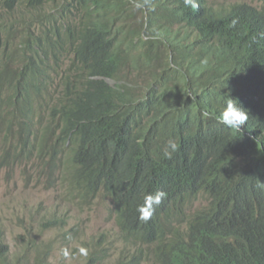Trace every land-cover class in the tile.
Here are the masks:
<instances>
[{
  "label": "trees",
  "instance_id": "16d2710c",
  "mask_svg": "<svg viewBox=\"0 0 264 264\" xmlns=\"http://www.w3.org/2000/svg\"><path fill=\"white\" fill-rule=\"evenodd\" d=\"M1 2L11 22L0 46L3 58L15 61L3 63L0 80L6 98H0V166L29 165L38 148L48 165L37 176L61 183L60 201L90 204L107 196L117 223L132 234L141 229L135 214L151 192L166 193L155 213L165 222L186 221L187 205L204 201L189 222L223 237L235 264H264V14L245 3L213 9L205 0H196L197 9L183 0L142 8L136 0ZM21 8L35 13L23 37L15 14ZM153 9L176 18L164 28L166 40L175 25H184L187 43L178 52L163 56V40L140 34ZM65 19L80 43L71 40ZM62 59L67 62L54 67ZM126 71L147 78L137 96L129 89L136 82H123ZM227 95L249 114L241 132L217 123ZM54 129L60 151L48 157ZM170 140L178 148L168 159ZM162 231L160 225L150 230ZM7 252L0 228V264ZM169 254L180 262V245Z\"/></svg>",
  "mask_w": 264,
  "mask_h": 264
},
{
  "label": "clouds",
  "instance_id": "9594fccd",
  "mask_svg": "<svg viewBox=\"0 0 264 264\" xmlns=\"http://www.w3.org/2000/svg\"><path fill=\"white\" fill-rule=\"evenodd\" d=\"M153 1L149 2V0H136L135 7L142 8ZM205 1L208 7L213 8L212 6H209L210 4L208 3V0ZM183 4L192 9H197L199 6L196 3V0H183ZM0 5H2L1 0ZM220 7L224 6H219L218 8ZM252 7L255 8L252 10L264 14V4L261 5L260 8H256L254 6ZM152 11L153 12L144 21L142 26L139 24L141 15H137L134 25L138 28L139 26L140 28L142 27V31L140 32L141 35L148 36L150 34H155L158 38L164 41L166 47L163 49V56H165L166 53L178 52L179 47L187 43L186 39H183L184 33H186L184 25H175L172 29L171 38L166 40L167 35L164 28L172 21L176 20V18L173 15L158 13L155 9ZM15 14L19 20V24L16 25V28H20L19 35L23 37L29 32L28 29H32L35 22V13L21 8ZM10 22L11 14H6L0 10V36L8 29ZM100 22H104L102 17L100 18ZM65 27H70L66 19L64 23V28ZM80 37L81 35L71 28V40H74L75 43L78 44L81 42ZM1 43L5 46L6 39L2 38ZM8 53H10V50H8ZM7 55L8 54H6L3 58V51L0 46V80L3 76V63L7 62L8 66L10 63H14L15 61L9 60V56ZM108 81L113 84V81ZM0 98L6 99L4 96H0ZM47 114L49 115V109L46 108L44 117H47ZM203 115L207 116L208 113L205 111ZM248 119L249 114L247 110H245L236 99L230 98L228 95L223 110L221 111L219 117L216 118L218 125L221 123L224 127L234 132H241L242 127L246 124ZM43 121L44 118H42L41 123ZM177 148V143L171 140L168 141L164 151L165 157L171 159L172 153L175 152ZM59 172L60 171L58 169L55 171V173L58 174ZM43 182L45 181L43 180ZM45 183L47 187L51 188H54L57 184L61 185V183H58L56 180H48ZM259 186L264 187V183L260 182ZM165 196L166 193L163 191H157L155 193L151 192L144 196L142 202L138 206V213L135 214V224L140 226L141 229L137 230L135 234H132L119 226L112 210L111 198L107 196L103 197L108 202L111 212L109 215L115 218L119 235L113 240H109L108 235H101L99 242L92 240L88 246H85L87 253L84 258V263L93 264L94 261H103V264H235V261L228 256L225 251V241L223 237L216 232L197 229L189 222V220L199 212V208L202 207V205H205L204 201L194 200L187 205V214L189 215V218L186 221L176 222L172 220L171 222H165L163 218L160 219L155 215L156 211L163 204V198ZM95 201L90 204H86L81 203L77 199H72L65 203L66 205H74L80 209H86L91 207ZM45 218L60 220L62 223L57 226L50 222H45ZM38 224L41 230L44 233H47L51 239L59 238V241L62 244H66V246L69 244L70 240L68 239L67 232L73 233L75 229V226H73L66 232L54 230L57 227L63 228L66 223L58 217L47 214L38 216ZM166 224H168L169 229L164 228ZM157 225L162 226V234H151V228ZM0 228L2 229V227ZM49 229H52L51 232H49ZM52 234L54 236H50ZM23 235L25 239L24 241H20V248L18 250H14L13 252H11L8 248V252L3 255L4 264L53 263V257H50V254L54 247L51 243L38 240V236L30 232ZM75 235H77V231L74 232V236ZM158 242H160L161 245L158 246ZM176 243L180 245L182 255L180 262L173 261L169 257V253ZM49 245H51V247H49ZM81 251L84 250L81 249ZM78 252L79 250L76 251V253Z\"/></svg>",
  "mask_w": 264,
  "mask_h": 264
},
{
  "label": "rangeland",
  "instance_id": "374dc122",
  "mask_svg": "<svg viewBox=\"0 0 264 264\" xmlns=\"http://www.w3.org/2000/svg\"><path fill=\"white\" fill-rule=\"evenodd\" d=\"M209 6L218 8L227 7L231 4L246 3L256 8L264 4V0H208ZM140 16V14H138ZM163 55V53H162ZM67 59L58 62L60 69ZM13 67V66H12ZM125 81H135L137 88L129 87L131 93L137 96L145 87L146 76L138 74L137 78L128 71L124 72ZM109 82V81H108ZM110 84L112 82H109ZM49 115L44 117V125ZM55 130V129H54ZM19 129H14L13 141L19 140ZM58 132L55 130L52 140L47 141L44 153L51 156L53 151L59 155L60 146L57 140ZM0 138V159L1 144ZM65 152L64 156L67 157ZM10 159L7 161L9 162ZM48 164H43L39 158V150L36 148L32 154V161L29 165H10L0 166V227L6 234V245L11 252L20 248V241H24V235L27 232L38 236V240H43L54 247L50 254L53 257L52 264H84V258L87 253L85 246L94 241H100L101 235H108L109 240L115 239L119 233L115 218L110 216L108 202L103 197L98 198L94 204L86 209H80L74 205H66L60 201L63 193V187L57 184L54 188L47 187L42 178H38L41 170ZM58 174V173H55ZM47 214L58 217L65 221L63 228L57 227L54 230L66 232L69 228L75 226L77 235L74 232H67L69 244H62L59 238L51 239L47 233H44L38 224V216ZM52 229H49L51 232ZM50 236H54L53 234ZM86 243V244H82ZM83 249L84 251H81ZM79 250L78 253L76 251Z\"/></svg>",
  "mask_w": 264,
  "mask_h": 264
}]
</instances>
